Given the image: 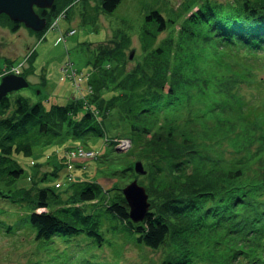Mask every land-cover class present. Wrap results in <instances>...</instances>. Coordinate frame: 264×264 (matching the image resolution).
<instances>
[{"label":"trees","instance_id":"trees-1","mask_svg":"<svg viewBox=\"0 0 264 264\" xmlns=\"http://www.w3.org/2000/svg\"><path fill=\"white\" fill-rule=\"evenodd\" d=\"M58 1L48 10L35 8L46 26L29 32L47 31L64 8ZM93 1L112 14L122 0ZM0 17L12 34L23 27ZM144 19L141 58L128 67L122 50L130 38L117 31L111 47H98L91 93L82 100L49 110L20 96L0 101V181L19 180L23 170L11 155H31L45 137L120 134L111 137L130 140L145 174L131 166L112 176L133 173L148 196L147 216L132 223L116 186L108 199L97 184L72 193L37 187L47 180L44 172L29 190L10 195L13 203L29 205L34 242L85 235L102 246L99 228L110 217L123 223L135 245L158 252L157 264H264V0H186L173 19L159 10ZM168 30L173 35L154 47Z\"/></svg>","mask_w":264,"mask_h":264},{"label":"rangeland","instance_id":"rangeland-1","mask_svg":"<svg viewBox=\"0 0 264 264\" xmlns=\"http://www.w3.org/2000/svg\"><path fill=\"white\" fill-rule=\"evenodd\" d=\"M87 1L59 0L58 5L64 6L62 12L66 14L61 12L52 21L58 22V25L54 29H47L41 37L25 27L12 34L2 27L8 23L0 17V68L6 60L12 61L11 65L6 64L8 71L22 65L20 72L11 74L24 72L29 83L27 88L9 94L10 99L24 97L30 104H41L45 110L54 105H64L70 100H82L81 91L87 87V79L83 81L82 72L91 74L99 46L107 43L111 47L109 41H118L115 35L117 31H122L130 38L127 49L122 51L128 57V67L131 68L142 56L139 37L148 10H159L165 18L173 19L186 0H122L112 14L102 13L96 2ZM208 1L226 4L233 0ZM174 29H178L177 26ZM72 31L74 33L68 35ZM169 35H173L169 30L159 34L153 46H158ZM33 51L27 62V56ZM73 68L76 71L73 72ZM92 112L96 114L94 110ZM111 135L120 134L106 132L104 137L88 139H75L65 134L45 137L33 146L31 155L21 152L11 155V159L23 170V175L12 183L0 181V264H29L36 260L47 264L158 263V252L153 253L135 245L134 236L126 232L123 223L110 217L103 218V226L99 228L106 239L102 246L97 247L95 241L85 235L34 242L35 231L28 223L29 205L26 202L13 203L10 198L16 189L29 190L37 181L36 174L40 175L42 171L47 172V180L41 181L37 187L56 186L59 188L56 192L72 193L87 185L97 184L103 196H107L105 199L111 198L113 192L109 191L113 186L122 188L124 183L133 179L131 171L125 172L123 178L119 174H116L117 177L112 174L131 166L134 168L136 163L130 154V140L110 143L111 139L126 138H112ZM77 146L97 154L96 159L84 165L86 169L76 164H71L70 168L64 159L65 152ZM90 151H82L81 156L77 151L73 154L71 151L67 157H73L80 164L91 158ZM119 178L121 182L117 183ZM33 194L31 191V197ZM101 202L104 203L103 200ZM95 212L100 214L102 210L98 208ZM8 227H11L10 232L6 233Z\"/></svg>","mask_w":264,"mask_h":264},{"label":"water","instance_id":"water-1","mask_svg":"<svg viewBox=\"0 0 264 264\" xmlns=\"http://www.w3.org/2000/svg\"><path fill=\"white\" fill-rule=\"evenodd\" d=\"M55 0H0V15H5L11 22L22 24L33 32H41L46 25V19L40 17L37 9H50ZM132 53L129 59L131 60ZM28 82L21 76L8 75L0 80V101L8 94L25 89ZM134 172L144 175L145 171L141 162L134 164ZM128 206V219L134 223H140L147 216L149 210L148 196L145 189L133 180L121 190Z\"/></svg>","mask_w":264,"mask_h":264},{"label":"built area","instance_id":"built-area-1","mask_svg":"<svg viewBox=\"0 0 264 264\" xmlns=\"http://www.w3.org/2000/svg\"><path fill=\"white\" fill-rule=\"evenodd\" d=\"M14 71L16 72V70H14ZM5 73H6V71L3 72L2 74H0V76L3 75V74H5ZM118 142H119V141H118ZM81 153H82V150H79V151H78V155L81 156ZM92 156H93L92 153H90V157H92Z\"/></svg>","mask_w":264,"mask_h":264}]
</instances>
